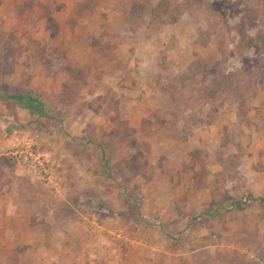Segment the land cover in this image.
Segmentation results:
<instances>
[{"label":"rangeland","instance_id":"374dc122","mask_svg":"<svg viewBox=\"0 0 264 264\" xmlns=\"http://www.w3.org/2000/svg\"><path fill=\"white\" fill-rule=\"evenodd\" d=\"M0 143V264H264V0H0Z\"/></svg>","mask_w":264,"mask_h":264},{"label":"built area","instance_id":"2783aa9c","mask_svg":"<svg viewBox=\"0 0 264 264\" xmlns=\"http://www.w3.org/2000/svg\"><path fill=\"white\" fill-rule=\"evenodd\" d=\"M15 146L8 149V155L14 158L17 164L24 168L27 172L38 177L39 180L46 182L51 188L58 187L55 178L52 177L49 166L41 160L42 156L35 151V145L31 140L19 141L15 140ZM0 151H6L0 143Z\"/></svg>","mask_w":264,"mask_h":264},{"label":"trees","instance_id":"16d2710c","mask_svg":"<svg viewBox=\"0 0 264 264\" xmlns=\"http://www.w3.org/2000/svg\"><path fill=\"white\" fill-rule=\"evenodd\" d=\"M5 98L2 97L1 99H5ZM7 98L18 102L23 109L36 113L40 118H43V117L49 118L48 117L49 113L45 109L44 105L32 96L15 95L12 97H7Z\"/></svg>","mask_w":264,"mask_h":264},{"label":"crops","instance_id":"0c3cea01","mask_svg":"<svg viewBox=\"0 0 264 264\" xmlns=\"http://www.w3.org/2000/svg\"><path fill=\"white\" fill-rule=\"evenodd\" d=\"M26 112H30V111H28V110H25ZM118 259H119V257H118Z\"/></svg>","mask_w":264,"mask_h":264}]
</instances>
